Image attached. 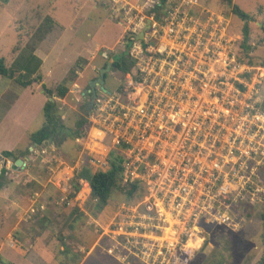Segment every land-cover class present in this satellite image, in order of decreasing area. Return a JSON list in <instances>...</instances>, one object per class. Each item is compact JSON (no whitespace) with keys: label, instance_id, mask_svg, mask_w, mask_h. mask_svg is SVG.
Here are the masks:
<instances>
[{"label":"built area","instance_id":"2783aa9c","mask_svg":"<svg viewBox=\"0 0 264 264\" xmlns=\"http://www.w3.org/2000/svg\"><path fill=\"white\" fill-rule=\"evenodd\" d=\"M103 1L129 34L143 32L142 40L128 39L133 67L124 82L100 91L89 117L98 144L106 140L114 148H103L105 165L116 151L121 183L144 188L141 207H119L101 232L112 242L106 253L141 264H189L206 226L230 221L228 195L239 196L264 165V113L254 89L262 71L237 61L223 21L206 15L198 0ZM195 7L204 16L189 14ZM84 155L60 165L66 205L69 181L86 161L94 163ZM38 210L43 206H31L28 218Z\"/></svg>","mask_w":264,"mask_h":264},{"label":"rangeland","instance_id":"374dc122","mask_svg":"<svg viewBox=\"0 0 264 264\" xmlns=\"http://www.w3.org/2000/svg\"><path fill=\"white\" fill-rule=\"evenodd\" d=\"M75 1L79 4L74 5ZM198 2L204 4L201 5V9H205L206 15L219 16L218 19L223 21L225 34L232 41L231 50L237 61L245 64L252 62L256 66L264 62L262 30L264 0H232L234 5L252 17L248 23L247 45L250 50L247 52L241 45L244 22L232 13L230 7L222 0H198ZM69 4L70 7L67 3L61 4L59 0H0V58L4 59L9 70L15 72L12 78L0 76V186L7 187L6 195H10L11 199H16L17 196L27 197L33 192H43L42 198L48 210V223L39 224L36 221V218H41L39 215L34 219L25 218L26 221L22 224L36 225L43 232L47 230V238L44 241L48 240V236L50 241L53 239L50 256L59 264L60 260H64L60 255L62 251L60 248L62 246L64 248V245L71 254L78 253L82 257L85 255V248L87 251L91 249L90 254L85 258V264H119L103 253L100 247L92 248L94 242L99 239L98 234L101 235L98 224L109 225L112 214L123 205L139 204L144 192L143 185L138 183L141 186L138 190V194H141L139 201L127 203L123 195L116 191L107 206L100 213L94 214L92 211L94 202H90L89 192L86 189L88 186L85 184L74 198H69V205L61 201L63 196L59 192V180L63 175L56 177L62 169L55 157L72 166L83 151L85 154L83 158L94 160L93 164H88L92 173L108 170L109 165L108 163L105 165L102 156L105 159L103 148L111 149V146L106 140L99 145V139L91 133L89 117L93 112L92 109H86L90 97L83 96L82 93L87 88L88 82L98 77L104 63L113 62L118 56L129 51L126 45L129 32L111 17L103 0H69ZM143 11L148 16L150 8ZM200 11L199 7H195L189 10V14L201 15ZM160 16L161 13H158V17ZM214 16L211 19L215 20ZM47 18L51 19L49 30H45L44 26ZM216 29L218 31L220 27L217 26ZM149 34L150 31L144 32L145 36ZM41 35H45L43 39H39ZM33 54L44 59V64ZM104 54L106 58H103ZM54 62L55 65L52 64ZM27 69L28 74L31 72L30 80L33 81L23 87L18 80ZM105 75L104 87L107 91L114 90L124 82L125 75L119 72L110 70ZM262 75L254 89L256 88L258 93L261 91L264 96V81L262 82L264 71ZM42 86L48 89H55L58 86L68 87L63 99L53 98L58 105L65 127V141L60 147H54L51 143L47 144L48 146L44 144L36 147L29 140V136L37 132L43 124L41 109L47 96L44 95ZM96 91L99 96L100 90ZM81 119H85L86 122L82 135L78 137L80 142L77 143L72 136V130ZM47 147L54 150V153L48 152L52 160H48V155L38 152L41 149L48 151ZM3 152H12L15 158H22L27 166L19 170V173L11 171L9 164L4 166L3 163L5 160L13 162L14 159L3 157ZM106 161L108 162V156ZM146 161L149 159L147 158ZM2 169H5L3 174ZM29 175L35 180L28 182ZM258 175L254 183L245 185V190L236 191V193L241 192L239 196L228 195L225 202L229 205L230 221L227 225L213 221L206 226L203 234L205 241L199 249H193L191 264H257L264 246V222L259 219V216L264 214V165L259 168ZM50 178H53L51 181L55 184L44 187L45 181ZM0 203L3 204L0 205L1 221L2 214L7 213L11 202L0 201ZM79 206L86 209V218L82 216L73 224L71 223L73 217L68 219V216L74 207ZM138 207H141V203ZM218 208L219 203H214V209ZM11 219L0 229L5 244L8 243L5 235L12 222ZM100 244L105 246L104 241ZM78 246L81 248L79 249Z\"/></svg>","mask_w":264,"mask_h":264},{"label":"trees","instance_id":"16d2710c","mask_svg":"<svg viewBox=\"0 0 264 264\" xmlns=\"http://www.w3.org/2000/svg\"><path fill=\"white\" fill-rule=\"evenodd\" d=\"M167 0H159L161 5L163 6ZM227 6L230 7L232 13L236 15L241 21L244 22V27L242 30V47L247 52L250 50L247 43L249 41V27L248 23L252 20V17L242 11L239 7L232 3V0H222ZM151 11H149V14ZM45 30H49L51 27V19L47 18L45 21ZM262 30L264 33V21L262 22ZM45 35H41L39 39H43ZM19 43V42H18ZM17 43V44H18ZM129 48V45H127ZM34 57H32V60ZM248 65H253L252 62H247ZM106 64H103V68H105ZM133 67V61L128 56V52L118 56V58L114 61L111 67V71L119 72L123 75L128 73ZM259 67L264 68V62L259 63ZM27 72L22 73L19 76V84L23 87L28 86L32 81L31 79V72L28 74ZM14 71L11 69L9 70L5 63L4 59L0 58V76L5 78H12L14 75ZM106 79V75H105ZM44 90V94L47 96L48 100L45 102L42 108V115H43V124L41 128L31 134L29 136L30 142L35 146H42L44 144L51 143L53 146L59 147L65 140L64 134V125L61 119V115L59 112L58 105L56 101L52 98L56 97L59 99L64 98V96L68 92L67 86H58L55 89H48L42 86ZM88 110V108L86 107ZM262 112L264 111V103L261 107ZM86 120L81 119L77 122L75 128L72 130V136L74 138H78L82 135V129L84 127ZM2 156L5 158H13L16 160L17 158L14 157L12 152H3ZM121 156L116 151H111L108 155V170L102 172L97 171L92 173L88 163L86 161L85 165L79 171V173L75 174L73 179L69 181L68 184V197L74 198L77 193L81 190V185L79 181H82L86 184L90 189L89 200L90 202H94L92 204V211L94 214L100 213L108 204L111 196L114 192L119 191L127 203H134L141 199V194H138V190L141 187L138 183H132L129 185H123L121 183ZM2 174L5 172V169H2ZM143 191V190H142ZM71 192V193H70ZM143 194V192H142ZM73 217V224L82 218V214L79 212V208L74 207L68 216V219ZM259 219L264 222V214L259 216ZM85 252H87V248H85ZM84 252V253H85ZM60 255L63 256L64 260H60V264H79L82 258L81 254L75 253V255L71 254V251L68 249L66 245L62 251H60ZM257 264H264V246H263V253L258 260Z\"/></svg>","mask_w":264,"mask_h":264},{"label":"crops","instance_id":"0c3cea01","mask_svg":"<svg viewBox=\"0 0 264 264\" xmlns=\"http://www.w3.org/2000/svg\"><path fill=\"white\" fill-rule=\"evenodd\" d=\"M59 1L61 4L67 3V6L70 7L69 0H59ZM199 3H200V5L204 6V4H202L201 2H199ZM78 4H79V2L75 1L74 5H78ZM56 40H57V38L55 37V42H56ZM33 56L36 57L37 59L39 58L38 60H41L44 64V59L43 60L40 59V57H38L37 54H33ZM47 59L48 58L46 57V60ZM52 64L55 65V62ZM253 66L256 67L257 69H260L261 71H264V68L258 67L256 65H253ZM41 67H42V65H41ZM261 74H262V72H261ZM263 81H264V78L262 79V82ZM82 95H83V93H82ZM53 98H55V97H53ZM47 100H48V98H45V102ZM256 100L259 101L260 109H261L262 104L264 103V96H262L261 91H260V93L257 94ZM45 102H44V104H45ZM44 104H43V106H44ZM43 106H42V108H43ZM263 113H264V111H263ZM48 145H49V143H48ZM36 147H38V146H36ZM54 147H56V146H54ZM47 148L49 149L48 151L45 149L38 150L39 154L41 151H47V153L52 151L54 153V150L50 149L49 147H47ZM29 150H31V148ZM51 157L52 156L49 154V156H48L49 159L48 158L47 159L50 160ZM79 157H81V154ZM55 158H56L55 160L58 161L59 166L62 164H66L63 160H61L57 157H55ZM45 162L48 163V161H46V160H45ZM10 163H12V162L7 161V164H9V166H10ZM26 166L27 165L25 163V167ZM49 170H50V167H49ZM19 172L20 171H18V173ZM58 173H59V175H56V177L57 176L61 177V175H62V173H64V171L60 170ZM60 173H61V175H60ZM60 177H59V179H60ZM33 179L34 178L29 175V178L27 179V181L31 182ZM52 179L53 178L46 180L44 187L48 184H51L53 186L55 183L51 181ZM79 183L81 186L84 184L82 181H79ZM86 189H88V192L90 194L89 187H87ZM6 192H8L7 187L4 185H1L0 186V201L11 202V207L7 208V213L4 212L2 214V220L0 221L1 222L0 223V229H1L2 225L5 224L10 218H12L11 219L12 222H11L9 229L5 235V237L8 239L7 244H5V242L2 240V238H1L2 237L1 236L2 230L0 231V239H1L0 240V264H59L57 260H55L53 257L50 256L52 253V249H53L52 248L53 247V245H52L53 239H51V241H50V236H48V240L44 241L47 238V230H44V232H43L41 230V228H38V226H36V225L32 224L31 226H27L25 224H22V222L26 221L25 218H28L29 208L31 206L38 208L40 205L43 206V210H38L37 211L38 213L37 214L35 213L34 216H31V219H34V217H36V216L38 217L40 215L39 217H41V218L40 219L36 218V221L39 224H42V223L44 224V222L48 223V221H47L48 210H46L45 202H44V199L42 198L43 192L42 191L41 192L39 191L40 193L33 192L30 196H27V197L17 196L16 199L9 198L10 195H6ZM35 193H37L39 195V197L37 198V201L35 203H32L31 197ZM0 205H3V204L0 203ZM77 208H79V212L82 214V216H85L84 218H86V215H85V214H87L86 209L84 210V208L81 206H79ZM114 214H115V212H114ZM114 214H112L110 221H112ZM9 215H10V217H8ZM93 222L97 223L95 221H93ZM98 226L101 228V232L102 231L105 232L108 228V224L103 225V226L98 224ZM36 231H38V233ZM10 232H11V234H9ZM98 237H99V239L94 242V244L92 245V248L93 247H100V249L103 253H105L108 257L112 258L114 261H116L119 264H141L140 262H138L133 257H129L126 261H120L118 258H115L111 255H108L106 253V249H108L109 246L112 245V242L109 240L108 237L102 235V233H101V235L98 234ZM101 241L105 242V246L100 244ZM47 242H49V243L47 244ZM78 247H79V249L81 248L80 246H78ZM60 249L63 250V246ZM90 251H91V249L84 253L85 255L81 258V261L79 264H85V262H84L85 258L90 254ZM189 264H191V262Z\"/></svg>","mask_w":264,"mask_h":264},{"label":"water","instance_id":"95a60500","mask_svg":"<svg viewBox=\"0 0 264 264\" xmlns=\"http://www.w3.org/2000/svg\"><path fill=\"white\" fill-rule=\"evenodd\" d=\"M130 37H133L136 40H142L143 39V32H140L139 35L129 34L127 39H129ZM127 44H128V40L126 41V45ZM112 64H113V62H108L106 64L105 68L100 69L98 77L96 79L89 81L87 84V88L83 91V96L89 95V97H90L89 103L87 106V108L89 110H91L94 107V102L98 96L96 90H100L103 93L109 92L104 87V81H105V73L109 72L111 70ZM3 164H4V166H6L7 160H5ZM24 167H25V162L21 158L14 160L12 163H10V166H9L10 170H13V171H19V170L23 169Z\"/></svg>","mask_w":264,"mask_h":264}]
</instances>
